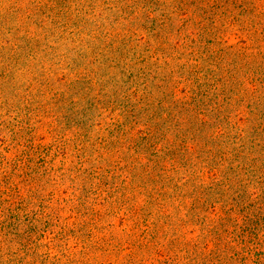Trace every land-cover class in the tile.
I'll return each instance as SVG.
<instances>
[{"label": "rangeland", "instance_id": "rangeland-1", "mask_svg": "<svg viewBox=\"0 0 264 264\" xmlns=\"http://www.w3.org/2000/svg\"><path fill=\"white\" fill-rule=\"evenodd\" d=\"M0 264H264V0H0Z\"/></svg>", "mask_w": 264, "mask_h": 264}]
</instances>
